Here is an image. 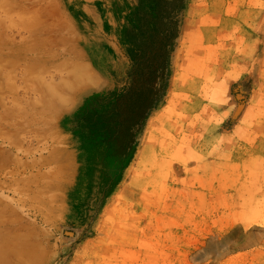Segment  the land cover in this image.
Instances as JSON below:
<instances>
[{
    "label": "rangeland",
    "instance_id": "rangeland-1",
    "mask_svg": "<svg viewBox=\"0 0 264 264\" xmlns=\"http://www.w3.org/2000/svg\"><path fill=\"white\" fill-rule=\"evenodd\" d=\"M28 31L46 59L4 50ZM1 47L34 155L0 264H264V0H0Z\"/></svg>",
    "mask_w": 264,
    "mask_h": 264
},
{
    "label": "bare ground",
    "instance_id": "bare-ground-1",
    "mask_svg": "<svg viewBox=\"0 0 264 264\" xmlns=\"http://www.w3.org/2000/svg\"><path fill=\"white\" fill-rule=\"evenodd\" d=\"M44 35H46V33H42V32H38V33H32L31 31H28V37L24 38V41H27L24 45L23 44H16V46H11V47H6L4 48L7 49L9 54H19L23 55V54H35V56H37L38 58H43L46 59V51L44 50H38L37 47H32L34 43H32L34 40H37V38H44ZM29 42V43H28ZM42 43V48H46V42L45 41H41ZM7 42H5L4 45H6ZM29 44L31 46H29ZM23 45V46H22ZM3 47V46H2ZM2 47L0 48V51H4L2 50ZM40 51V52H39ZM37 52V53H35ZM6 106L3 105L0 102V165L5 163V160L8 162V158L13 157V152H15L16 156L19 155H23L25 157H33L34 153H33V146L32 145H17L14 143V138L12 137V132L16 129L15 126V121L12 117L9 116L8 112H9V108L5 109ZM44 120V119H43ZM46 124V122H45ZM43 123V125H45ZM17 125V124H16ZM24 132L26 133L27 130L24 129ZM46 149V148H45ZM20 164H24V163H20ZM1 167V166H0ZM21 175V172H18V170L14 169V170H10L7 171L5 173L2 172V170L0 169V185L2 184V179L3 178H17ZM16 234V233H15ZM2 235V240L4 242H6V246L3 250V253H5V255L10 258V256L12 257L11 259L13 260H18L21 258V251L19 249H16V244L11 243V241L13 240V235L14 233H10V232H6V233H1ZM224 247V246H223ZM42 251L38 250V255L41 254ZM208 256L210 255L209 252ZM219 253V252H218ZM42 256H46L45 253H42ZM27 257L24 253H23V258Z\"/></svg>",
    "mask_w": 264,
    "mask_h": 264
}]
</instances>
